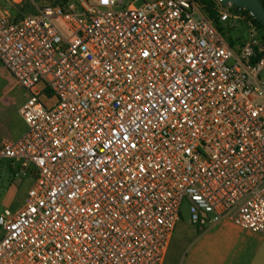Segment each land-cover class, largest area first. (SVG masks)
<instances>
[{
    "label": "built area",
    "instance_id": "obj_1",
    "mask_svg": "<svg viewBox=\"0 0 264 264\" xmlns=\"http://www.w3.org/2000/svg\"><path fill=\"white\" fill-rule=\"evenodd\" d=\"M212 1L240 46L201 0H0V62L28 95L0 163L34 181L0 215V264H164L185 200L199 230L264 236V40Z\"/></svg>",
    "mask_w": 264,
    "mask_h": 264
},
{
    "label": "crops",
    "instance_id": "obj_2",
    "mask_svg": "<svg viewBox=\"0 0 264 264\" xmlns=\"http://www.w3.org/2000/svg\"><path fill=\"white\" fill-rule=\"evenodd\" d=\"M9 78L10 88L0 94V146L19 139L27 127L20 108L28 95ZM0 177L9 187L14 177L8 161L0 163ZM177 227L164 264H264V236L228 219L203 230Z\"/></svg>",
    "mask_w": 264,
    "mask_h": 264
},
{
    "label": "rangeland",
    "instance_id": "obj_3",
    "mask_svg": "<svg viewBox=\"0 0 264 264\" xmlns=\"http://www.w3.org/2000/svg\"><path fill=\"white\" fill-rule=\"evenodd\" d=\"M7 9L9 13L16 15L20 8L7 5ZM26 12L27 11H22L23 14L31 13ZM206 17L211 18L208 12H206ZM220 27L223 29L225 38L227 40H232L234 46L238 47L245 41L247 33L245 24L240 22L220 23ZM9 77L12 76L0 62V94L5 93L10 88ZM5 184L6 180L0 177V215L4 214L6 210L14 213L22 206L26 193L33 184V180L30 176L20 175L12 178L10 186L4 189L3 186ZM190 206L191 204L188 200H185L181 205V216L177 227L178 231H181L185 227L192 228L195 231V226L190 224Z\"/></svg>",
    "mask_w": 264,
    "mask_h": 264
},
{
    "label": "water",
    "instance_id": "obj_4",
    "mask_svg": "<svg viewBox=\"0 0 264 264\" xmlns=\"http://www.w3.org/2000/svg\"><path fill=\"white\" fill-rule=\"evenodd\" d=\"M222 4L247 10L260 24L264 26V8L260 0H222Z\"/></svg>",
    "mask_w": 264,
    "mask_h": 264
},
{
    "label": "trees",
    "instance_id": "obj_5",
    "mask_svg": "<svg viewBox=\"0 0 264 264\" xmlns=\"http://www.w3.org/2000/svg\"><path fill=\"white\" fill-rule=\"evenodd\" d=\"M201 1L205 2L206 6H207V12L209 14V17L215 19V24H216L218 30L223 34V29L220 27V22H219V20L217 18V14H216V11L214 9L213 1L212 0H201ZM260 2H261L262 6L264 8V0H260ZM232 9L233 10H237V8H235V7H232ZM242 10H243L244 14L247 15L249 18H251L253 20V22L256 24V26L259 28V30L261 32V35L263 37V40H264V26L262 24H260L253 16H251L250 13L247 10H245V9H242ZM22 11L32 12V9L29 8L28 6H25V7L21 8V9H19V12L16 13V15L21 14ZM229 42H230V44L232 46H234V43H233L232 40H229Z\"/></svg>",
    "mask_w": 264,
    "mask_h": 264
}]
</instances>
